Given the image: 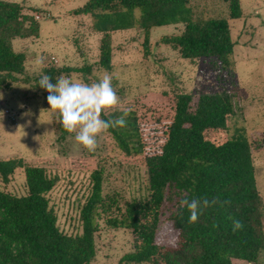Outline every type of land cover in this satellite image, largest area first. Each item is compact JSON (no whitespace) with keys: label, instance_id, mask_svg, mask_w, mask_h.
<instances>
[{"label":"trees","instance_id":"obj_1","mask_svg":"<svg viewBox=\"0 0 264 264\" xmlns=\"http://www.w3.org/2000/svg\"><path fill=\"white\" fill-rule=\"evenodd\" d=\"M209 0H87L74 10L92 18L93 30L101 33L100 65L112 69V33L138 28L144 31L147 49L154 26L183 24V30L163 40L182 57L208 58L218 71L230 70L235 42L229 19L243 15L241 0L227 4L228 18L210 15L198 2ZM39 21L24 12L22 3L0 0V88H11L26 70L27 55L15 50L16 38L38 37ZM233 69V68H232ZM50 79L71 68L46 67ZM231 75L235 77L234 70ZM234 80V79H233ZM54 82V80H52ZM168 97V93L157 95ZM161 95V96H162ZM235 90L226 84L219 90L172 95L170 120L159 151L144 154L139 115L132 108L126 125L106 130L126 155H144L146 195L126 200L124 209L115 196H105L104 169L91 172V190L80 209L81 231L68 234L59 228L48 193L58 176L46 166L31 164L25 157L0 158V178L10 180L22 169L26 191L14 193L0 187V264H91L96 256L98 219L112 227L128 228L132 249L116 264H234L233 258L250 262L264 252V203L255 174L253 147H264V138L251 142L242 129L231 132L236 116ZM122 111L102 119H114ZM61 138L66 131L58 125ZM264 136V133H263ZM206 199L194 223L179 199ZM167 217L178 231L174 245L156 241L157 229ZM243 227L232 231V220Z\"/></svg>","mask_w":264,"mask_h":264},{"label":"rangeland","instance_id":"obj_2","mask_svg":"<svg viewBox=\"0 0 264 264\" xmlns=\"http://www.w3.org/2000/svg\"><path fill=\"white\" fill-rule=\"evenodd\" d=\"M9 1L22 3L24 12L39 21L40 30L38 37L12 41L15 50L26 53L27 61L25 72L17 76L11 88H0V158L25 157L29 163L46 166L58 176L48 196L62 231L68 234L81 231L80 209L91 190V172L96 166L104 169L102 193L115 196L123 209L126 200L146 195L147 172L144 155L124 154L107 131L98 134L93 151L75 141V132L61 138L59 114L49 108L47 92L36 86L46 67L68 66L71 71L63 75L83 82L95 81L105 71L110 73L119 103L103 109L100 116L134 109L139 115L144 154L159 151L163 144L174 93H193L195 100L199 92L219 90L223 84L236 94L238 110L231 121V132L242 129L251 142L264 138V0H241L243 15L238 19L228 18V7L223 1L197 3L199 9H209L210 15L229 20L235 42L234 65L233 69L221 72L208 58L182 57L164 42L165 35L180 33L183 24L152 27L148 50L142 29L114 31L112 69H105L99 63L101 33L93 30L90 15L74 13L87 0ZM233 70L235 77L231 75ZM163 92L170 95H157ZM252 154L264 203V147H253ZM0 187L23 194L26 187L22 169L15 170L8 182L0 178ZM116 213L113 208L98 219L97 251L91 264H116L132 249L130 230L107 223V218ZM177 235L178 231L165 216L158 226L156 241L174 245ZM233 263L264 264V252L257 261L233 258Z\"/></svg>","mask_w":264,"mask_h":264},{"label":"clouds","instance_id":"obj_3","mask_svg":"<svg viewBox=\"0 0 264 264\" xmlns=\"http://www.w3.org/2000/svg\"><path fill=\"white\" fill-rule=\"evenodd\" d=\"M111 81L112 76L107 71L92 82L73 80L63 74L50 79V75L43 72L39 75L36 86L47 92V104L50 109L58 112L62 127L70 133L75 132V141L88 151H93L98 134L109 128H123L127 123L125 118L130 109H123L114 119H102L100 116L103 109L115 107L119 103ZM20 106L23 107L22 104ZM208 203L206 199H179V206L186 207L189 212V223L196 222L201 208ZM242 227L239 219L232 220V231Z\"/></svg>","mask_w":264,"mask_h":264},{"label":"built area","instance_id":"obj_4","mask_svg":"<svg viewBox=\"0 0 264 264\" xmlns=\"http://www.w3.org/2000/svg\"><path fill=\"white\" fill-rule=\"evenodd\" d=\"M38 16V15H37Z\"/></svg>","mask_w":264,"mask_h":264}]
</instances>
